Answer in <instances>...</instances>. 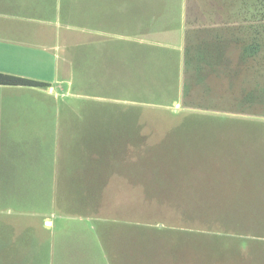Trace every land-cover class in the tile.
<instances>
[{
  "label": "rangeland",
  "instance_id": "obj_1",
  "mask_svg": "<svg viewBox=\"0 0 264 264\" xmlns=\"http://www.w3.org/2000/svg\"><path fill=\"white\" fill-rule=\"evenodd\" d=\"M187 1L193 13L219 5L227 11L228 24H243V19H249L248 13L254 11L256 0ZM239 9L242 10L240 17L230 15ZM190 19L200 23L204 19L206 21L201 16L188 17L187 20ZM69 25L74 30L81 27L75 19ZM119 36L115 35L116 44L121 43L117 42ZM229 51L228 57L234 64L237 50ZM174 53L178 54L177 51ZM51 54L61 58L63 49H54ZM175 61L174 58V63H170L172 65L163 66L162 81L156 96L150 94L151 89L139 95L135 93V88L130 86L125 89L121 86L123 81L119 80L123 76L124 66L117 51L112 75L118 82L113 81L112 85L109 82L108 90L94 87L89 81L78 80L73 59L69 79L58 76L50 82L53 92L19 89V104L21 108L24 107L19 120L20 138L15 145H0V264H52L54 255L49 251V244L54 240L69 245L79 242L91 253L92 261L102 259L99 234H105L102 240L106 241L107 246H112L115 255V243L127 247L136 244L149 254L151 260H159L163 254L166 255L162 252L163 248L168 249L172 241L176 243L177 239L183 238L173 232L176 230H180L178 233H205L204 239L194 238L192 243L196 247L214 249L220 246L231 254L246 253L247 258L251 255L247 252H256L255 262L264 261V255L261 257L264 248L257 246V242L264 239L247 238L251 242L243 244L239 240L245 237L228 238L218 245L209 235L213 233H208V228L216 225L212 223L213 220H205L204 217L212 216L210 212L204 209L188 210L189 207L198 206L222 208L229 204L240 208L244 200H248H243L245 195H241L244 188H261L257 182L264 181V114L250 113L248 109L243 112L242 108L240 111L238 106H232L231 95L237 97L240 92L237 87L229 88L231 80L223 75L226 71L220 73L218 80L207 73L208 91L204 84L193 86L194 80L188 75L183 76V66H176ZM58 88L62 91H58ZM185 92L189 93V103L195 108L182 106ZM210 102L217 108L216 111L204 110ZM129 116L134 117L130 124L137 125L144 144L160 145L168 139L176 140L172 144L185 146L190 152L197 151L201 156H205L210 149L229 153L224 160H231L234 165L225 170L229 173L227 177L243 176L245 182L233 185L224 180L225 175L221 171L195 174L189 170L187 173H166L163 175L166 184L159 183L155 187H152L150 178L144 175L142 180L140 177L138 179L143 185L139 187L133 186L116 171L111 172L112 175L101 168L102 171L97 166V159L90 154L85 153V157L80 155L82 148L87 147L85 149L88 150L91 147V142L80 143L78 132L92 126L97 131L100 130L98 128H110L111 132L116 129L117 133L118 129L123 130L124 125L128 124L126 119L129 120ZM185 116L199 118L200 124H185ZM210 117L213 119H205ZM122 142L127 143L126 139ZM135 155L130 146L120 155L122 159H128L120 162H126V170L132 167L129 159L135 160ZM190 158L192 162L200 160L194 156ZM110 170L122 171L123 168L120 164ZM130 179L135 181L136 178ZM261 197L262 191L257 189L253 201L261 202ZM186 211L194 212L192 220L190 217L188 221ZM50 221L51 225L46 223ZM138 226L168 229L174 234L161 236L148 232L149 235H145L147 239L138 234ZM166 237L168 241L164 239ZM21 239L25 240L21 243L30 246L25 253L13 251L10 247ZM182 243L185 245L187 242ZM127 247L122 248L125 253L120 252L118 256H121L123 263L131 264L137 254ZM174 253H178L176 249ZM185 253L192 252L187 250ZM171 262L168 260V263Z\"/></svg>",
  "mask_w": 264,
  "mask_h": 264
},
{
  "label": "crops",
  "instance_id": "obj_2",
  "mask_svg": "<svg viewBox=\"0 0 264 264\" xmlns=\"http://www.w3.org/2000/svg\"><path fill=\"white\" fill-rule=\"evenodd\" d=\"M188 9L187 0H0L4 10L0 11V72L48 83L46 90L53 92L50 82L58 76L69 79L73 59L78 80L108 90L117 81L112 75L117 51L124 66L121 86H131L139 95L151 89L156 96L164 65H172L175 58L176 66L182 68L186 47L201 40L226 39L228 26L241 25L228 24L227 11L219 5L195 14ZM241 12L230 15L240 17ZM193 16L206 21L187 20ZM72 19L81 27H69ZM116 34L121 35L120 44ZM58 48L63 49L61 58L51 54ZM19 89L0 86V145H15L20 138L24 107L19 104ZM21 241L25 240L11 249L25 253L30 246ZM99 246L103 257L92 261L79 242L69 245L54 240L49 244L52 264H108Z\"/></svg>",
  "mask_w": 264,
  "mask_h": 264
},
{
  "label": "trees",
  "instance_id": "obj_3",
  "mask_svg": "<svg viewBox=\"0 0 264 264\" xmlns=\"http://www.w3.org/2000/svg\"><path fill=\"white\" fill-rule=\"evenodd\" d=\"M253 8V12L245 13H248L249 19H243V24L235 27H227L226 39L219 37L220 39H213L214 41L212 43L207 40H201L192 43L190 48L186 47L182 74L183 76L188 75L189 78L194 80L193 86H203L204 84L206 90L209 91L206 84L207 73L213 74L214 78L218 80L220 78V73L226 71L223 75L226 79L231 80L228 83L229 88L232 89L233 87H237L240 92L237 97L231 95V99L233 100L232 106H238L240 111H242V108L243 112L248 109L250 110V113L263 115L264 0H256L253 4ZM201 31V29L198 30V32ZM230 49L237 50V59L234 64L228 57ZM0 86L45 90L50 88V84L45 82L1 72ZM191 87L192 86H190L189 89ZM205 95L207 96V92ZM189 101V93H183L181 102L182 106L185 108H195L192 103H189ZM205 108L206 109L204 110H217V108L212 106L211 102ZM205 119L212 120L213 118L210 117ZM126 120V123L128 124L124 125L125 127L123 130L121 128L118 129L119 126H115L118 129L117 133L115 127L114 132H111L110 128H98L100 130L97 131L94 127L84 128L83 131L78 132L77 139H79L80 143L82 142L84 145L91 142V147L88 150L85 149L87 147L82 148L80 155L85 157L86 154H90L91 157L97 159V166L100 169H104V172H108V175H112L111 172L116 171L119 175L127 178L133 186L139 187H143V185L142 181L138 179L140 177L142 180L144 175L150 178L149 180L152 181V187H155L159 183L166 184L163 181V175L166 173H187L189 170H192L193 173L203 171L213 173L221 171L225 175L224 180L233 185L245 182L243 176L227 177L229 173H226L225 170H229L231 166L234 165L233 161L224 160V156L229 157V153L226 154L223 151L220 152L219 150L210 149L209 152L205 153V156H201L197 151L193 153L190 152L185 146L176 145V143L172 144L176 140L168 141V139L160 145L144 144L139 137L138 129H136L137 125L130 124V122L134 121V117L129 116L130 121L128 118ZM198 120L199 118L194 116H185L183 122L185 124L188 122L200 124L198 123ZM242 131H245L244 128H242ZM125 139L128 144L122 142ZM127 146H130L133 154L134 152L137 154L135 155V160L129 159L132 167L128 170H126V162L120 163L124 160L128 161V159H122L120 156L126 151ZM93 154L97 155L93 156ZM144 155L146 157H143ZM191 156L198 157L200 160L198 161V159H196L194 160L195 162H192L190 158ZM120 164L123 168L122 171L110 170L111 168H114V166L117 167ZM130 177L136 178L135 181L130 179ZM196 180L198 181V178H196ZM257 184L260 185L261 188L249 186L248 188L243 189V192L241 193V195H245L243 200L244 198H247L248 200H244V203L240 208L229 204L222 208H218L217 206H198L194 208L189 207L188 210L204 209L207 210L206 212H210L212 216H207L209 218L206 216L204 217L205 220H213L212 223L216 225L210 226L208 228V233H213L209 235H212V238L215 239L214 242L218 245H221L222 242L228 238L236 239L237 237H245L244 239L240 238L239 240L240 243L243 244L251 242L250 239L247 238L264 239V181L257 182ZM215 185L217 186V183H215ZM257 189L262 191L261 202L253 201ZM149 195L151 196V194ZM250 197H252L251 200ZM180 207L182 206L180 205ZM191 212L186 211V215L189 216L188 221L190 220V217L191 220L194 217V212ZM137 231L138 234L143 235L144 237L149 235L147 234L148 232L157 233V235L160 234L161 236L174 234L172 233V230L158 229L157 227L148 228L147 226H138ZM178 231L180 230L173 232H176L179 237L183 238L177 239L176 243L172 241L173 244L168 249L163 248L161 245V249L163 248L162 252H165L166 255L163 254L161 256L162 258L159 260H151L149 254L144 253L141 247L136 244L127 247V245L125 246L124 244L115 243L113 245V249L117 251V255H115L112 252V246H107L106 241L102 240L103 237L105 238V234H99V239L106 254L108 264H125V261L124 263L122 262L121 256H118L120 252H124L123 249L125 247H127L128 250L131 248V251L137 254L134 260H131V264H264V261L259 263L255 262L256 252H247L248 254H251L250 257L248 256L247 258L245 255L246 253L231 254L230 252L221 249L220 246L214 249L207 246L196 247L193 244V240L196 237L203 238V234H206L202 233V231H198L199 233L195 232L194 234H191L192 232L184 231L178 233ZM191 236L192 239H190ZM146 238L149 239L148 237ZM164 239L167 241L169 240L168 237ZM181 241H186L187 243L184 245ZM156 246L157 248L159 247L158 244ZM257 246H263L264 248V241L257 242ZM174 249H176L178 253L175 254ZM186 249L192 253H185L187 251ZM263 255L264 253L261 257ZM258 256L260 257V255ZM168 260L172 262L168 263Z\"/></svg>",
  "mask_w": 264,
  "mask_h": 264
}]
</instances>
